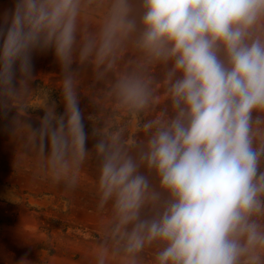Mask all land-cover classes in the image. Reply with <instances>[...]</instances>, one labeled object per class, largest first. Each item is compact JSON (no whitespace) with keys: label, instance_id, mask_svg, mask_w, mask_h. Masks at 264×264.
<instances>
[{"label":"clouds","instance_id":"1","mask_svg":"<svg viewBox=\"0 0 264 264\" xmlns=\"http://www.w3.org/2000/svg\"><path fill=\"white\" fill-rule=\"evenodd\" d=\"M0 115L17 174L91 175L88 264H264V0H13Z\"/></svg>","mask_w":264,"mask_h":264},{"label":"rangeland","instance_id":"2","mask_svg":"<svg viewBox=\"0 0 264 264\" xmlns=\"http://www.w3.org/2000/svg\"><path fill=\"white\" fill-rule=\"evenodd\" d=\"M6 1V8L11 7L13 0L0 3ZM33 65L34 74L45 76L46 83L49 79L54 84L59 78L60 67L51 51L34 53ZM41 83L38 79L33 86ZM51 95L58 111H63L59 90L53 89ZM86 106L87 98H82L81 107ZM39 115H43L40 110L33 113L34 123ZM15 152L8 120L0 115V264H19L25 258L32 264H88L86 257L99 223L91 175L76 191L65 192L47 181H33L29 172L17 174Z\"/></svg>","mask_w":264,"mask_h":264},{"label":"bare ground","instance_id":"3","mask_svg":"<svg viewBox=\"0 0 264 264\" xmlns=\"http://www.w3.org/2000/svg\"><path fill=\"white\" fill-rule=\"evenodd\" d=\"M9 1L0 3V12H2L6 6L8 7Z\"/></svg>","mask_w":264,"mask_h":264}]
</instances>
